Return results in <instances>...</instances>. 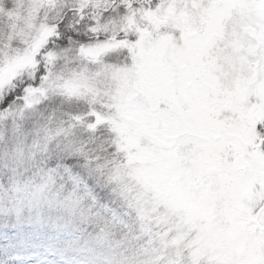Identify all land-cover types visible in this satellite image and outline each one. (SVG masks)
<instances>
[{
	"label": "snow or ice",
	"instance_id": "obj_1",
	"mask_svg": "<svg viewBox=\"0 0 264 264\" xmlns=\"http://www.w3.org/2000/svg\"><path fill=\"white\" fill-rule=\"evenodd\" d=\"M0 264H264V0H0Z\"/></svg>",
	"mask_w": 264,
	"mask_h": 264
}]
</instances>
